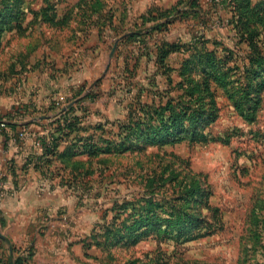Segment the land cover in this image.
I'll return each instance as SVG.
<instances>
[{
	"label": "rangeland",
	"instance_id": "obj_1",
	"mask_svg": "<svg viewBox=\"0 0 264 264\" xmlns=\"http://www.w3.org/2000/svg\"><path fill=\"white\" fill-rule=\"evenodd\" d=\"M133 4L0 0L5 30L0 35V76L16 65L26 77L34 76L27 75L33 68L48 72L61 95L52 100L51 111L40 110L42 135L43 120L56 123L60 113L73 107L81 127L92 128L74 133L72 142L93 136L97 147L92 154L56 157L40 170L38 194L44 196L35 226L41 241L39 264H264V90L256 119L250 121L248 108L255 98L237 99L242 103L239 110L225 90L216 88L218 118L206 128L207 140L142 149L141 138L132 136L121 146L125 127L135 116L181 95L179 69L188 57L184 52L171 54L166 61L174 70L169 71L156 61V33L123 39L145 28ZM17 10L24 14L21 27L13 29L17 22L10 18ZM216 12L211 13L213 29L205 32L234 46L232 36H223ZM102 15L112 18L103 28ZM196 19L175 23L158 39H181L189 45ZM240 52L238 62L243 63ZM35 77L41 79L37 73ZM77 135L81 137L75 139ZM194 178L203 196L188 202L182 187ZM172 205L198 218L201 214L204 226L187 222L180 230L169 225L175 221ZM148 207L155 210L160 234L147 221L129 228ZM192 233L197 238L187 240ZM31 252L33 246L28 245L26 256Z\"/></svg>",
	"mask_w": 264,
	"mask_h": 264
},
{
	"label": "trees",
	"instance_id": "obj_2",
	"mask_svg": "<svg viewBox=\"0 0 264 264\" xmlns=\"http://www.w3.org/2000/svg\"><path fill=\"white\" fill-rule=\"evenodd\" d=\"M210 2L215 6L222 4L229 6L231 14L226 24L230 27L231 43H234V46H230L218 38H208L205 30H195L189 40V45L182 41L158 39L159 34L168 32L177 21L195 17L199 19V26L206 27L211 22V14L202 10L200 0H179L176 5L166 10L149 9L147 14L141 16L145 28L135 30L123 38L129 39L137 35L148 36L156 33L155 37L157 36V38L154 45L157 54L156 61L169 71L174 70L166 61L171 54L184 52L188 53V57L184 59L179 69L183 78L178 84L182 91L181 95L171 97L166 103L150 107L145 112H138L141 115L135 116L134 121H130L125 127V131L128 133L125 135L123 143L120 144L121 146L125 145V141L132 136L135 139L141 138L142 143L138 147L142 149L149 145L176 144L184 140H207L206 128L218 118L216 88L225 90L239 110L242 108V103L237 99L246 98L248 101L256 99L253 101L254 103L252 102L253 106L248 108L251 110L248 119L255 121L257 107L264 90V32H262L264 2L255 3L254 0H210ZM200 12L203 14L200 15ZM23 14L17 10L16 16L10 18L11 22H17L16 26L11 28L21 27L20 17ZM108 19L101 16L102 28ZM219 19L224 23L221 17ZM45 20L51 21V18ZM0 26H2L0 30V35H2L5 31L2 29L3 23ZM241 50L243 52H240ZM237 52L243 54V63L238 62L241 55H237ZM72 108L69 107L60 113L56 123L47 125L42 123L44 120L41 122L46 134L38 138L41 141L42 153L34 155L36 169L43 171L44 166L51 163L56 157L63 159L67 156L71 159L72 156L95 152L94 149L97 147L90 140L93 136L86 139V142H72L70 136L74 133L92 128L91 126L81 127V118L74 115ZM1 124L7 125L2 118H0V129H2ZM99 126L101 125L99 124ZM80 137L77 135L75 139ZM64 143L69 145L67 144L62 151ZM182 189L185 192L183 197L188 202L197 194L203 196L201 183L198 179H192ZM172 207L174 211L170 213V217L175 221H169V225L180 230H183L187 222L189 225L193 222H196L197 226L201 224V228L204 226L201 214L198 218L185 211L183 206L179 209L176 205H172ZM142 211L139 214V219H136L129 228L134 230L137 224L143 226V223L147 221L149 226L155 227L157 233L160 234V225L154 224V219L155 222L159 219L154 214L153 207L142 209ZM139 236L141 233L137 235V237ZM197 236L192 233L186 239L194 240ZM33 255L34 253L31 252L26 256L21 252V249L12 246L8 264H26Z\"/></svg>",
	"mask_w": 264,
	"mask_h": 264
},
{
	"label": "crops",
	"instance_id": "obj_3",
	"mask_svg": "<svg viewBox=\"0 0 264 264\" xmlns=\"http://www.w3.org/2000/svg\"><path fill=\"white\" fill-rule=\"evenodd\" d=\"M178 1L132 0L133 3L135 2L134 13L138 16L147 14L149 9H169ZM200 1L203 11L210 14L212 11H217L218 19L221 17L224 21L223 23L219 19L226 32L223 36L226 34L231 36L230 27L226 24L231 14L229 6L227 4L215 6L210 0ZM224 12L226 15L223 17L220 14L224 15ZM202 14L200 12V15ZM210 17L211 22L206 27L199 26V19L193 17L196 19L193 25L196 29H192L191 32L213 29V14ZM172 26L168 32L171 31ZM205 34L212 39L222 38L216 34L209 35L206 32ZM16 67L17 65L13 70L1 73L0 76V118L7 124L0 129V264H8L12 246L25 253L28 245H32L34 251L29 264H39L41 241L36 234L35 226L42 204L40 198L44 195L38 194L42 179L40 170L34 167V155L42 153V148L37 144V140L40 141L38 138L43 134L39 126V118L43 115L40 110L51 111L49 105L52 100L60 98L61 92L57 90V82L45 75L48 72L41 74L38 69L33 68L34 71L27 75L34 73V76L26 77L22 72L24 69L20 70L21 66ZM36 73L41 75L40 80L35 77ZM25 126H29L30 133L26 139L21 140L18 133L25 130ZM47 193L49 198L53 196L51 192L47 191Z\"/></svg>",
	"mask_w": 264,
	"mask_h": 264
},
{
	"label": "built area",
	"instance_id": "obj_4",
	"mask_svg": "<svg viewBox=\"0 0 264 264\" xmlns=\"http://www.w3.org/2000/svg\"><path fill=\"white\" fill-rule=\"evenodd\" d=\"M1 126H4V124H1ZM45 134H46V132H45ZM18 136H19V138H20L21 140H24L25 137H26V131H25V130L20 131V132L18 133ZM37 144L42 148V146H41V141H39ZM0 196H1V191H0Z\"/></svg>",
	"mask_w": 264,
	"mask_h": 264
},
{
	"label": "water",
	"instance_id": "obj_5",
	"mask_svg": "<svg viewBox=\"0 0 264 264\" xmlns=\"http://www.w3.org/2000/svg\"><path fill=\"white\" fill-rule=\"evenodd\" d=\"M115 48H116V45H115V47H114V49H113V51H112V53H111V56H112V54H113V52H114ZM68 106H70V105H68Z\"/></svg>",
	"mask_w": 264,
	"mask_h": 264
}]
</instances>
